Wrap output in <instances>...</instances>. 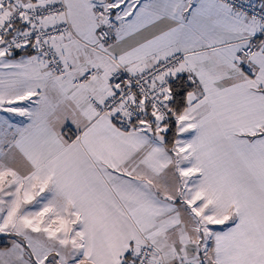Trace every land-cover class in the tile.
I'll return each instance as SVG.
<instances>
[{
	"label": "snow or ice",
	"instance_id": "1",
	"mask_svg": "<svg viewBox=\"0 0 264 264\" xmlns=\"http://www.w3.org/2000/svg\"><path fill=\"white\" fill-rule=\"evenodd\" d=\"M0 264H264V0H0Z\"/></svg>",
	"mask_w": 264,
	"mask_h": 264
}]
</instances>
